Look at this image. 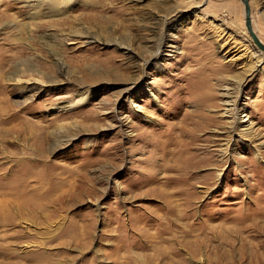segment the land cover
<instances>
[{"label":"rangeland","instance_id":"1","mask_svg":"<svg viewBox=\"0 0 264 264\" xmlns=\"http://www.w3.org/2000/svg\"><path fill=\"white\" fill-rule=\"evenodd\" d=\"M0 264H264L242 0H0Z\"/></svg>","mask_w":264,"mask_h":264},{"label":"water","instance_id":"2","mask_svg":"<svg viewBox=\"0 0 264 264\" xmlns=\"http://www.w3.org/2000/svg\"><path fill=\"white\" fill-rule=\"evenodd\" d=\"M242 2L245 5V16H246V27L249 31V34L253 38V41L260 47L262 50H264V43L259 38L258 34L255 32L253 26H252V18H251V7L249 4V0H242Z\"/></svg>","mask_w":264,"mask_h":264},{"label":"bare ground","instance_id":"3","mask_svg":"<svg viewBox=\"0 0 264 264\" xmlns=\"http://www.w3.org/2000/svg\"><path fill=\"white\" fill-rule=\"evenodd\" d=\"M55 2V1H54ZM56 3V2H55ZM251 18H252V15H251ZM251 36V35H250ZM254 44L258 47V49L259 50H261L262 52H264V50H262V48H260L255 42H254ZM247 120H249V119H245V121H243V122H246Z\"/></svg>","mask_w":264,"mask_h":264}]
</instances>
